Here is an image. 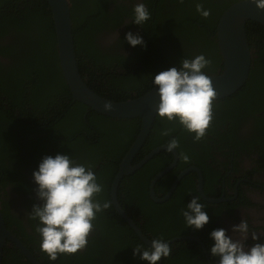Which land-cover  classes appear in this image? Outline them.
Here are the masks:
<instances>
[{"label": "trees", "instance_id": "16d2710c", "mask_svg": "<svg viewBox=\"0 0 264 264\" xmlns=\"http://www.w3.org/2000/svg\"><path fill=\"white\" fill-rule=\"evenodd\" d=\"M119 1L122 3L124 0ZM164 1L160 0L159 6ZM239 1L173 0V7L167 3L166 7L158 11L155 26L154 22L148 20L150 30L143 35L147 38V41L144 39V46L135 47L130 56L125 57L116 51L121 49V43L110 50L97 48L96 32L104 29L109 31L113 26H118L116 16H120L119 11L127 7L121 5L119 11L112 12L109 8L110 4H117L118 0H70L75 50L82 76L99 95L111 101L124 102L149 92L153 88L152 78L171 67L179 68L182 59H191L204 54L206 58L215 61L216 68H223L216 36L217 25L224 11ZM197 3L203 4L205 9L211 11L208 18L205 19L197 13ZM14 9L17 11L15 12ZM163 29L166 31L164 32ZM246 29L251 48L256 50L254 64L256 67L262 64L264 69V62H260L264 61V26L249 21ZM7 36L11 37L6 45L7 50L0 49V52L2 54L13 52L17 54V58H24L25 61L19 63L26 65L19 70L14 69L11 76L20 73L30 76L35 74L44 78L48 97L42 101V104H47L52 118L49 123H44L50 125L47 129L48 137L38 139L28 137L31 138L29 141L20 138L8 144L0 141V177L4 174L8 181L15 183L16 187H21L22 182L27 179L24 173L32 174L37 170L44 156H55L58 153L70 155L77 163H87L96 173L98 182L103 185V191L97 199L101 203L107 202L109 207L96 216L94 225L96 224L99 233L88 242L85 252L72 255L60 254L59 261L65 260V264H121L113 258L115 252L124 256L127 264H147L139 257H133V248L140 245L148 246L115 212L110 194L111 184L118 173L120 162L140 132L141 119H112L93 111L83 103L73 102L70 88L60 67L55 24L47 0H0V43ZM121 42L126 40L123 39ZM153 43L166 48L180 43L181 48L180 51H173V61L160 60L155 55H162L166 59L167 53L153 47L151 45ZM131 64L133 69L129 70L128 66ZM256 67L251 71L250 81L232 97L213 102L212 111L218 115L224 112L229 116H238L242 111L249 112L250 106L244 101V97H239L243 93L246 94L250 88L254 74L258 70ZM118 69L121 71L118 72ZM112 70L114 72H111ZM104 81L110 86V89H106L109 94L101 91L102 88H97L99 83ZM6 88H8L7 83L4 85L1 81L0 97L4 99L7 97L10 105L19 107V100L12 102L14 99L12 90ZM20 96L19 92L18 99ZM37 105V102L34 103V106ZM0 121L12 124L10 127L20 130L33 127V125H22L19 118L14 117L2 106H0ZM3 127L8 126L0 125L1 130ZM93 128L98 131V138L92 135ZM165 130H170L169 136L161 135ZM8 131L0 132V138L12 139ZM184 132L186 133L178 123L168 122L166 118L161 119L157 116L152 132L135 162L142 160L153 149L166 145V142L174 137L179 139L178 151L184 157L183 143L186 138ZM24 148L31 151L24 154L22 150ZM171 162L172 153L162 151L143 169L148 170L149 165L155 163L156 166L151 170V178H153ZM30 166L31 170L28 171ZM142 170L133 177L139 175ZM180 170L181 164L158 183L159 196L162 197V194L170 190ZM166 179H169L166 183L167 188L160 192V185ZM192 187L195 190L193 178L185 177L173 197L166 203L158 204L150 199L149 183H147L144 209L136 207L131 212H139V216L145 220L142 229L152 238L170 241L182 235L199 234L194 229L187 228L181 215V210L190 202L189 194L192 192ZM120 202L123 204L121 196ZM201 203L204 204L206 211L207 204L202 200ZM213 220L211 219L210 222L213 223ZM214 229L216 227L210 224L205 225L201 230L204 232L207 230V234L201 236L210 247L213 242L209 239V234ZM170 246L171 255L164 258V264H207L196 241L179 240ZM214 259L218 261V258Z\"/></svg>", "mask_w": 264, "mask_h": 264}, {"label": "flooded vegetation", "instance_id": "af4514ba", "mask_svg": "<svg viewBox=\"0 0 264 264\" xmlns=\"http://www.w3.org/2000/svg\"><path fill=\"white\" fill-rule=\"evenodd\" d=\"M159 1L160 0H124L121 3L118 0L117 4L111 3L109 8L112 12L119 11L121 5L126 6L127 8L125 10H120V16H116L118 17V26H113L109 31L104 29L96 32L97 48L110 50L121 43V49L119 48L116 51L118 54L129 57L134 51V48L129 46L127 42H121L123 39H125L126 34L128 32H132L133 34H138L143 38V40L145 39L147 41V38L143 35L147 34V30H150L148 21L140 26L132 24L133 8L135 4L139 2L145 3L151 14L150 20L154 22V25L155 22H157V13L159 10L166 7L167 3L173 7V0H171V2L170 0H165L160 6ZM14 11L16 12L17 9H14ZM159 28H162V26H159ZM165 31L166 30H164V32ZM10 40L11 37L7 36L4 41H1L0 49L6 51V45H8ZM168 44L170 45V43ZM151 45L153 47L159 48L160 51H166V59H164L162 55L155 56L160 60L167 61H173V51H180L181 48L180 43H177L170 48L157 45L156 43ZM252 50L253 54H255L256 50ZM19 61H25V59L22 57L17 58V54L13 52L9 53L8 51L5 52V54L0 52V82L3 81L4 85L7 83L8 88L6 89L12 90V94L14 96L12 102H17V100L20 102L19 107H14L12 104L10 105L8 103L7 97H5V99L0 97V106L4 107L7 111H10L14 117L19 118L22 125H33V127L20 130L19 128L10 127L12 124H9L5 121H0V125L8 126L3 127L2 130L0 129V132L5 133L7 130H9L10 132H8L12 138L9 140L0 138V141L5 142L6 144L10 142L13 143L16 139L20 138H26L28 139L27 141H29V139L32 137H34L32 139L48 137L49 133L47 132V129L50 127V125H46L44 123H49L50 118H52V115L50 116L51 111L48 109L47 104H42V101L48 97L45 92L44 78H40L35 74L30 76L20 73L14 74L13 77L11 76L14 69L19 70L20 68L26 66L25 63L21 64ZM255 67L256 65L253 61L252 69ZM128 68L129 70H132V64L129 65ZM256 68L258 70H256L254 74L250 88L246 91V94L243 93L239 97H244V101L250 106L251 110L249 112L242 111V115L240 114L238 116H229L224 112L218 115L215 113V111H212L213 119L206 131V135L199 142L193 141L194 134L189 135V133L184 132L186 138L183 143L185 148L183 155L184 157L188 156V160H185V158L179 153L178 162L175 167L177 168L179 164H181V170L179 171L175 181L182 172L189 170V173H187L181 179V181L188 176L193 178L195 190L192 187V192L189 194V201H191L194 196L198 195L200 196L201 200L207 204L205 206L207 208L206 212L209 216V222L211 219H214L213 223L210 222L207 224L208 226L211 224L212 226H215L216 229L225 228L227 229V234L229 236H232L234 239H240L241 234L233 233L232 226L238 225L241 219H244L248 222L249 239L246 241V247H251L256 242L264 243V69L262 68V64H259V67ZM222 70L223 68L221 67L216 68L215 61H212L210 68L206 69L205 72L208 74H217ZM117 71L119 72L121 69H118ZM111 72L114 71L112 70ZM249 81L250 79L248 82ZM97 88H102L101 91L109 94V91L106 89H110V86L106 83V81L100 82ZM19 92L21 96L18 99ZM36 102L38 105L34 106V103ZM216 130L219 131V133ZM92 135L96 138L99 137L96 128H93ZM22 150L24 154L31 151V149L27 150L26 148ZM152 151H150V153ZM36 153L37 151L34 152V154ZM146 156H144V158ZM142 160L135 162V158L133 165L139 164ZM174 161L175 157L172 154V162L167 167L174 163ZM148 163L149 161L145 164V166ZM84 164L87 165V163ZM155 166V163L150 164L148 170L143 169V167V170L141 169V173L135 177L133 176L138 171L129 176H125L118 189V200L121 207L139 226L142 232L151 240L155 238H152L151 235L146 234L142 229V225L144 224L145 220L139 216V212L132 213L131 211L136 207L144 209L146 204L145 189L147 183H149L148 193L150 199L155 201L151 195V185L152 181L160 173L159 172L155 177L151 178V170H153ZM193 169L200 170L202 174V191L204 196L210 200H220V202H211L203 198V195L200 191V175ZM30 170L31 166L29 167L28 171ZM24 175H26L27 179L22 182L21 187H16L15 183L8 181L4 177V174L2 177H0V209L2 211L7 229L12 235L16 236V238L22 242L24 247L34 257V259H36L40 264H52V262L48 260L46 254L40 251V238L35 232V226L37 222L31 220L29 217L32 206L34 204L41 203L36 197L37 185H35L33 181L32 174L24 173ZM163 177L159 179L154 188L155 195L160 199H164L169 194L175 183L174 181L170 190L165 194H162L161 197L159 196L160 193L157 185L160 181H162ZM113 182L111 184L110 194L112 192ZM168 182L169 179H166L161 183L160 192L167 188L166 183ZM180 182L178 183V186ZM24 187L28 189H25ZM176 190L165 202H155L158 204L166 203L173 197V195L176 193ZM120 196L124 205L120 202ZM115 212L117 213L116 209ZM120 218L123 219L121 216ZM95 226L96 224L94 225V230L89 235V241L99 233V230ZM197 232H199V234L191 233L190 235L181 236H188L192 237L193 239H180L181 237H175L173 239H177L176 242L179 240L196 241L200 245L199 247L206 260V263L218 264V261H215L214 258L209 256L208 249L210 248V245L204 242L202 239L203 237L201 236V234H207V230L206 232L201 230ZM252 235L259 237V240L253 241L251 239ZM84 252L85 249L78 253ZM59 258L60 255L54 264L66 263L65 260L60 262ZM113 258L117 259V261L121 264H127V259H125V257L121 256L120 254L113 252ZM162 261L164 264V258H162ZM0 264L34 263L21 249L17 247L13 241L8 238H4L2 240L0 237ZM157 264H159V261Z\"/></svg>", "mask_w": 264, "mask_h": 264}, {"label": "clouds", "instance_id": "9594fccd", "mask_svg": "<svg viewBox=\"0 0 264 264\" xmlns=\"http://www.w3.org/2000/svg\"><path fill=\"white\" fill-rule=\"evenodd\" d=\"M264 11V0H245ZM197 13L208 18L209 9L197 3ZM151 18L145 3H136L133 8L132 24L143 25ZM125 40L135 48L144 46V40L138 34L128 32ZM212 61L204 54L191 59H182L179 68L171 67L159 72L152 78L153 88L159 97L157 115L168 122L178 123L184 131L193 135V141L199 142L205 135L213 119L212 105L216 98L212 81L205 70ZM105 111H111V104L104 105ZM169 136L170 130L161 132ZM180 146L178 138L166 142V150L173 152ZM188 160V156L184 157ZM36 188V197L41 202L32 206L29 217L36 221L35 232L40 238V251L46 254L54 264L60 254H77L88 245L90 233L94 230L96 216L109 207L107 202L97 199L103 191L92 167L77 163L70 155H46L32 173ZM200 196L193 199L181 210L187 228L202 230L209 223ZM233 233H240V239L227 234V229L217 228L210 232L213 242L208 249L209 256L218 258V264H264V243L256 242L246 247L249 239V225L241 219L232 226ZM253 241L259 237L252 235ZM170 243L162 238L151 240V246L140 245L133 248V257H139L147 264H157L162 258L171 255Z\"/></svg>", "mask_w": 264, "mask_h": 264}, {"label": "water", "instance_id": "95a60500", "mask_svg": "<svg viewBox=\"0 0 264 264\" xmlns=\"http://www.w3.org/2000/svg\"><path fill=\"white\" fill-rule=\"evenodd\" d=\"M53 15L55 24L57 47L60 61V67L63 77L70 88L73 102H80L92 109L93 111L117 120L141 119V129L136 140L125 154L120 164L118 174L112 185V203L117 213L130 225L139 239L148 247L151 246V239L148 238L139 226L128 216L121 207L118 200V189L121 181L125 176H129L141 170L145 164L162 151H167L166 146L155 148L148 154L139 164L133 165V161L143 148L148 137L150 136L154 123L157 119V106L159 97L156 89L152 88L149 92L136 99H130L124 102L111 101L98 93H96L89 84L84 80L79 69L77 54L75 50V39L73 33V19L71 12L70 0H47ZM253 21L264 26V11L258 10L255 4L246 3L245 0L232 4L221 15L217 25V42L223 61V70L217 74L208 75L212 81V86L216 92V98L213 102L222 101L232 97L239 92L250 79L254 54L251 49L247 35V23ZM111 104L112 110L105 111L104 105ZM175 161L169 167L161 171L151 185V195L156 202H165L171 197L176 190L181 179L189 173L182 172L175 181L169 194L160 199L155 195V185L164 175L173 170L178 162L179 152L174 150L171 152ZM200 175V191L203 198L211 202H220V200H210L203 194V177L198 169H193ZM0 237L3 240L8 238L13 241L19 249H21L34 264H40L27 251L22 242L12 235L7 229L5 220L0 209ZM180 239H193L192 237H181ZM177 239L169 241L170 244L176 242ZM163 264V261H159Z\"/></svg>", "mask_w": 264, "mask_h": 264}]
</instances>
